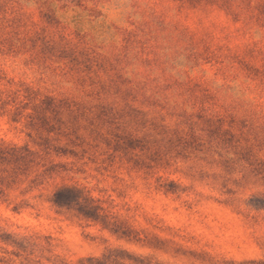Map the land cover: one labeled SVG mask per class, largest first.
<instances>
[{"label": "rangeland", "instance_id": "rangeland-1", "mask_svg": "<svg viewBox=\"0 0 264 264\" xmlns=\"http://www.w3.org/2000/svg\"><path fill=\"white\" fill-rule=\"evenodd\" d=\"M0 264H264V0H0Z\"/></svg>", "mask_w": 264, "mask_h": 264}]
</instances>
